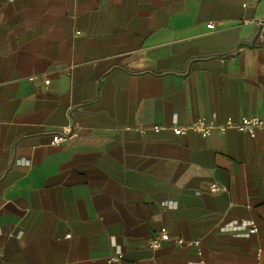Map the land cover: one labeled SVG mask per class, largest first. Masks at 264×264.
Listing matches in <instances>:
<instances>
[{"label":"crops","instance_id":"obj_1","mask_svg":"<svg viewBox=\"0 0 264 264\" xmlns=\"http://www.w3.org/2000/svg\"><path fill=\"white\" fill-rule=\"evenodd\" d=\"M247 116L264 0H0V264H264V132L172 130Z\"/></svg>","mask_w":264,"mask_h":264},{"label":"built area","instance_id":"obj_2","mask_svg":"<svg viewBox=\"0 0 264 264\" xmlns=\"http://www.w3.org/2000/svg\"><path fill=\"white\" fill-rule=\"evenodd\" d=\"M247 23L252 22V20H247ZM76 35H80V32L77 31ZM49 80H47V83ZM163 127L155 126V130L159 131ZM173 132L176 135L186 134L189 131L198 132L204 137L211 135L214 131L221 133H226L230 130H236L240 132H245L249 134L252 138L256 137L259 132H264V118L259 116L243 117L239 120H233L232 118L225 119L221 122H218L216 119H206L204 117H199L194 120L192 123L184 126H173ZM77 135L76 130L72 126H68L63 129L61 133H58L52 137V144L58 145L64 141H67L70 138H73ZM226 188L223 185L218 183H213L210 186V191L212 193H219L225 191ZM251 234L258 232V227L255 222H251V228L249 230ZM149 246L153 250L161 248L164 244L171 243L179 247H188L196 250L198 256H202V241L196 238H185L172 236L166 229L160 230L158 233L153 235L149 241ZM260 256V253L258 254ZM121 257L111 258L112 261H120ZM202 261V259H201Z\"/></svg>","mask_w":264,"mask_h":264}]
</instances>
